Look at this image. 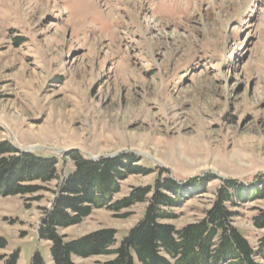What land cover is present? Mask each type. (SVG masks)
<instances>
[{"label":"rangeland","instance_id":"rangeland-1","mask_svg":"<svg viewBox=\"0 0 264 264\" xmlns=\"http://www.w3.org/2000/svg\"><path fill=\"white\" fill-rule=\"evenodd\" d=\"M0 127V141L55 157L58 180L73 169L72 150L138 156L152 172L128 176L115 200L158 175L212 176L166 221L196 222L223 180L264 182V0H0ZM58 180L0 200V255L18 250L17 264H31L38 252L51 264L36 229ZM145 207L94 210L59 232L113 229L117 246ZM231 209L257 247L252 219L264 199Z\"/></svg>","mask_w":264,"mask_h":264},{"label":"trees","instance_id":"trees-1","mask_svg":"<svg viewBox=\"0 0 264 264\" xmlns=\"http://www.w3.org/2000/svg\"><path fill=\"white\" fill-rule=\"evenodd\" d=\"M66 156L73 169L58 180L55 157H42L0 141V200L32 196L44 191L43 185L58 180L36 229L37 239L48 243L51 264H76L74 259L104 256L105 261L92 264H264V209H258L252 219L254 228L262 231L255 248L232 225L237 213L231 209L264 199L263 181L247 189L235 179L223 180L204 217L176 229L166 223L175 218L169 210L182 206L192 194L203 193L214 177L182 184L158 175L152 185L132 188L127 196L115 200L128 176H145L152 169L138 165L139 157L130 153L93 160L72 150ZM141 203L146 204L141 219L117 246L113 229L103 228L71 240L59 232L80 224L94 210L117 213ZM6 246L7 241L0 237V250ZM18 258L15 250L0 255V263L17 264ZM31 264L48 262L35 252Z\"/></svg>","mask_w":264,"mask_h":264}]
</instances>
